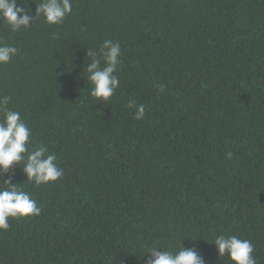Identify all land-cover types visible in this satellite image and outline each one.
I'll use <instances>...</instances> for the list:
<instances>
[{
    "label": "trees",
    "instance_id": "trees-1",
    "mask_svg": "<svg viewBox=\"0 0 264 264\" xmlns=\"http://www.w3.org/2000/svg\"><path fill=\"white\" fill-rule=\"evenodd\" d=\"M41 2L27 0L30 15ZM71 3L59 24L0 20V44L18 50L0 64V98L31 129L29 151L47 147L63 169L39 185L24 162L0 174L40 208L0 230V264H145L147 249L181 243L231 264L211 244L221 233L264 264V0ZM105 40L120 44L119 85L100 101L85 66Z\"/></svg>",
    "mask_w": 264,
    "mask_h": 264
},
{
    "label": "clouds",
    "instance_id": "clouds-1",
    "mask_svg": "<svg viewBox=\"0 0 264 264\" xmlns=\"http://www.w3.org/2000/svg\"><path fill=\"white\" fill-rule=\"evenodd\" d=\"M27 0H0V20L8 25L11 31L17 32L30 26L33 19L42 16L45 23L54 25L61 23L72 12L71 0H42L36 7L35 15L29 14ZM14 46L0 44V64H6L17 55ZM119 42L105 40L98 50H88L90 62L85 66L92 87L90 95L100 101H107L113 96L119 85L116 71L120 56ZM103 58L104 66L101 65ZM162 87V86H161ZM10 97L0 98V174H6L13 165L24 162L22 172L26 180L36 185L54 182L63 175V169L57 164L55 154H47V147L35 146L29 151L32 131L21 118L18 111L8 109ZM129 108H135V119L144 116L145 107L129 101ZM13 183L11 175L8 179L0 178V230L9 228L8 219L39 215L37 201L27 191ZM211 244L215 245L218 257L227 255L231 264H256L253 256L254 246L251 241L240 239L235 235L223 233L214 236ZM148 254L145 264H204L203 258L195 248H184L182 243L178 251L161 250L158 247L147 249L142 256Z\"/></svg>",
    "mask_w": 264,
    "mask_h": 264
}]
</instances>
